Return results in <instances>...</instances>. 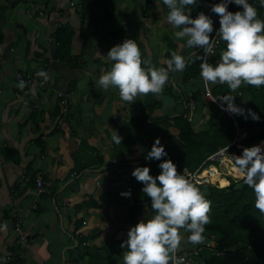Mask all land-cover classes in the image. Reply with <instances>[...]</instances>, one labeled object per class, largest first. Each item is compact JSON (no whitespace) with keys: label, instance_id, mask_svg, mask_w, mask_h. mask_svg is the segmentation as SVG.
Here are the masks:
<instances>
[{"label":"crops","instance_id":"0c3cea01","mask_svg":"<svg viewBox=\"0 0 264 264\" xmlns=\"http://www.w3.org/2000/svg\"><path fill=\"white\" fill-rule=\"evenodd\" d=\"M19 1L0 0V225H7L0 229V264H124L121 240L131 225L152 215L143 194L131 189L130 198L118 196L132 169L154 160L139 150L141 130L152 125L153 138L167 149L179 143L175 118L184 109L196 127L210 114L193 100L197 90L205 98L207 93L200 76L186 78L192 62L170 73L162 93L131 102L117 88L98 85L112 64L98 52L106 55L130 37L143 58L166 67L173 51L194 58L202 49L184 47L186 38L174 35L179 29L164 20L169 9L163 0H100L92 15L79 14L78 0H26L19 3H27L23 11L14 3ZM217 2L186 7L193 17L204 11L214 22L211 5ZM13 11L16 23L9 20ZM66 24L74 32V67L54 58L53 34ZM41 69L49 72L47 80L37 75L17 87V74L26 78ZM113 130L122 136L120 144L112 140ZM17 226L29 243L20 244Z\"/></svg>","mask_w":264,"mask_h":264},{"label":"clouds","instance_id":"9594fccd","mask_svg":"<svg viewBox=\"0 0 264 264\" xmlns=\"http://www.w3.org/2000/svg\"><path fill=\"white\" fill-rule=\"evenodd\" d=\"M260 2L264 4V0ZM163 3L169 9L164 20L172 29H179L174 31L177 38H186L183 46L194 49L199 46L202 49L203 54L195 56L201 60V78L206 84L227 83L231 90L213 100L218 99L219 106L225 111L259 121L261 116L257 112L249 108L245 114L246 110L235 103L236 97L231 94L242 84L264 85V18L258 15L256 6L249 0H218L212 4L211 11L218 14L220 25L212 37V17L204 11L193 17L192 8L186 7L196 5L197 0H163ZM229 3L242 8L230 11ZM217 35L225 41V47L220 52V59L213 64L205 57L213 53ZM98 53L112 61L111 67L98 77V85L105 90L117 88L120 97L131 102L141 94L162 93L170 80V73L183 72L190 62H194L191 56L173 51L166 60V67L156 66L150 57H142L136 39L130 37L112 45L106 55ZM37 75L45 80L49 78V72L44 69ZM26 83L20 79L17 87L24 88ZM112 140L120 144L122 136L113 130ZM139 150L145 151L143 147ZM234 156L236 173L253 190L255 207L264 213V142L244 147L240 155ZM162 157H168V153L157 136L144 159L159 160L160 171L151 174L147 164L132 169L131 175L142 182L141 190L150 198L154 211L150 217H142L131 225L126 238L121 240L120 247L126 249L124 264H183L185 258L176 253L182 247L185 232L192 244H200L206 239L212 201L183 172L177 170L171 158ZM121 195L130 197L131 191L124 190ZM6 228V224L0 225V229Z\"/></svg>","mask_w":264,"mask_h":264},{"label":"trees","instance_id":"16d2710c","mask_svg":"<svg viewBox=\"0 0 264 264\" xmlns=\"http://www.w3.org/2000/svg\"><path fill=\"white\" fill-rule=\"evenodd\" d=\"M25 1L20 0L14 3L18 5ZM78 2L79 14L88 15L96 9L100 0H78ZM254 5L258 9V15L264 18V4H261L260 0H255ZM45 7L46 4L42 9ZM38 12L42 11L39 9ZM73 33V28L66 24L57 28L53 34L56 45L54 58L66 61L72 67L77 64L73 63L76 57L70 54ZM224 47L225 41L220 39L219 48L212 55L210 63L215 64L220 59V52ZM198 55H202V51L195 56ZM195 56L194 62L188 70L186 69L187 79L189 76L193 78L200 76L201 60L196 59ZM203 91L194 92L193 100L199 102L200 105L207 106L210 114L208 122L196 128L184 109V112L175 118L179 143L167 148L168 157L161 158H171L179 172L183 168L190 171L195 170L209 155L229 146L233 141L235 144L228 150L229 152L234 151L236 155H240L244 147L264 141V85L256 87L242 84L231 93L236 97L235 103L246 110L245 114L250 108L261 116L259 121L253 120L250 116L245 119L243 115L233 113L232 119L225 111L202 96L205 94ZM230 91L227 83H216L210 88L212 97L221 96ZM244 95L248 97L247 100L242 97ZM202 97H204V104L201 102ZM235 145H240L242 148L238 149ZM145 164L150 166V172L153 175L160 171L159 160L154 159L153 162ZM130 181L135 195L143 194L144 201L153 214L150 198L141 190L142 182L133 176ZM227 185L228 181L220 185L224 187L221 189L211 185L199 187L212 201L209 213L211 223L206 225L205 241L189 249L187 261L190 264H264V213L255 207V194L243 179ZM211 243L213 245H210ZM215 252L219 255H215Z\"/></svg>","mask_w":264,"mask_h":264},{"label":"built area","instance_id":"2783aa9c","mask_svg":"<svg viewBox=\"0 0 264 264\" xmlns=\"http://www.w3.org/2000/svg\"><path fill=\"white\" fill-rule=\"evenodd\" d=\"M250 3H255V0H249ZM242 6L239 5H235L234 3H229L228 4V10L230 11H236L241 9ZM214 30L213 33L210 34V36L214 37L216 35V29L219 28V17L217 15V17L215 18L214 22ZM220 45V37L219 35H217L216 37V44L214 45V51L212 54H210L209 56H206L205 58L208 59V61L210 62V59L212 57V55L214 54V52L216 51V49L219 48ZM203 54V53H202ZM38 77L37 74H32L29 75L28 77L24 78L22 74H17L16 75V80H20L23 79L24 81H26V84H31L32 81L34 80V78ZM44 80V79H42ZM202 81L204 82V87H205V91L210 99L211 102H213L215 105H217L219 108H221L220 102H218V100H213L214 97L211 96L209 90H208V83L206 84V82L202 79ZM45 82L44 81H39L40 85H43ZM59 97L62 98L61 101V105L64 108V111L66 109V99H65V95L64 94H59ZM222 109V108H221ZM223 111H225L224 109H222ZM227 116L231 117L233 119L232 113L225 111ZM189 119H191L190 117H188ZM235 144V141H233L229 146L222 148L221 150L213 153L212 155H209L195 170L190 171L186 168H183L180 172H183V174L189 178L190 180H192L193 183H195L198 187H202V186H207V185H211L214 186L215 188H223L221 187L218 182L214 181L213 176L214 174H219L220 176H222V174H224V177H230V181H228V185L230 182H236L242 179V177L238 178L233 176V174L230 172V169L234 166L233 161L235 159L236 153L234 151L229 152L228 148L232 145ZM238 149L242 148L240 145H235ZM223 177V176H222ZM126 182L128 183V186L125 190H130L131 191V186H130V176L127 177ZM227 185V186H228ZM37 186L40 187L41 186V181L39 178H37ZM124 190H121L118 192V196L119 197H125V198H130V197H126V196H122L121 192ZM131 195H132V191H131ZM15 231L18 232L20 234L19 237V242L20 244L24 245L30 242L31 238L29 236L28 233L22 232L20 229V226H17L15 228ZM182 247L180 249L177 250V255L178 256H183L185 259L183 261V264H190L187 261L188 258V251L191 248V243L189 245V247L187 248V242H183L181 241ZM205 244V243H204ZM210 245H213L212 243ZM215 255H219L218 252H215Z\"/></svg>","mask_w":264,"mask_h":264},{"label":"rangeland","instance_id":"374dc122","mask_svg":"<svg viewBox=\"0 0 264 264\" xmlns=\"http://www.w3.org/2000/svg\"><path fill=\"white\" fill-rule=\"evenodd\" d=\"M26 5H27V3H25ZM24 4V5H25ZM24 5H19L18 4V7H20L21 8V11H23L25 8H24ZM18 9V8H17ZM31 10V9H30ZM20 11V10H19ZM15 12L16 11H13L12 13H8L9 14V20H11V21H14V23H16V19H17V15L15 14ZM33 14L35 15L36 14V11L34 10V12H33ZM38 14V13H37ZM38 16H40V15H38ZM7 18H8V16H7ZM33 18H36V17H33ZM24 26V25H23ZM25 27V26H24ZM31 27V26H30ZM21 37V39L22 40H24V39H26V35L25 36H20ZM17 38H19V36H17ZM25 41V40H24ZM208 88H209V90H210V88H211V85H208ZM242 97H244V99L245 100H247L248 99V97L246 96V95H244V96H242ZM206 98H207V100H210L209 99V97L206 95ZM211 102V101H210ZM192 114H194V113H192ZM189 116L192 118V116H191V114L189 113ZM164 122L165 121H161V123L162 124H164ZM207 122H205V123H202V125H200V126H203V124H206ZM165 125V124H164ZM146 128L144 129H142L141 130V139H142V144H143V148L145 149V151H147V149H149L150 147H151V145H152V143H153V140H154V138H153V134H154V132L152 131V125H149V124H145L144 125ZM198 127V126H197ZM196 127V128H197ZM261 143V142H260ZM149 144H150V146H149ZM145 154H146V152H145ZM151 161V160H150ZM230 172L233 174V176H235V177H238V178H240V176L236 173V171H235V169L232 167L231 169H230ZM222 176L224 177V174H222ZM225 179H227V180H229L230 181V177H224ZM239 181H241V180H239ZM236 182H238V181H236ZM183 231V230H182ZM186 240H187V233L185 232V234H184V237H183V239H182V242H186ZM197 244H192L191 243V246L192 247H195Z\"/></svg>","mask_w":264,"mask_h":264},{"label":"bare ground","instance_id":"6f19581e","mask_svg":"<svg viewBox=\"0 0 264 264\" xmlns=\"http://www.w3.org/2000/svg\"><path fill=\"white\" fill-rule=\"evenodd\" d=\"M261 142H264V141H261ZM213 179L214 181L218 182L219 185H224L227 183V180L224 177L220 176L219 174H214Z\"/></svg>","mask_w":264,"mask_h":264},{"label":"water","instance_id":"95a60500","mask_svg":"<svg viewBox=\"0 0 264 264\" xmlns=\"http://www.w3.org/2000/svg\"><path fill=\"white\" fill-rule=\"evenodd\" d=\"M235 126H236V124H235ZM189 244H190V242H188L187 248L189 247Z\"/></svg>","mask_w":264,"mask_h":264}]
</instances>
